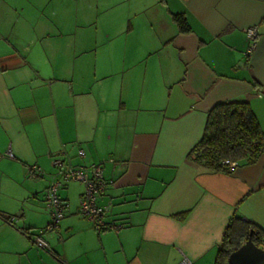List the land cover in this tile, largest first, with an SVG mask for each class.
<instances>
[{
  "label": "crops",
  "instance_id": "obj_1",
  "mask_svg": "<svg viewBox=\"0 0 264 264\" xmlns=\"http://www.w3.org/2000/svg\"><path fill=\"white\" fill-rule=\"evenodd\" d=\"M127 1L126 15L145 19L141 33L130 24L120 42L106 35L81 59L62 42L63 0H0V154H12L0 155V170L28 176L36 166L43 178L55 159L101 165L97 203L107 225L122 227L96 235L64 183L62 229L83 233L85 246L71 254L46 242L45 251L30 240L36 229L0 212V264H77L92 249L107 257L108 245L126 264H214L233 216L264 233V155L229 175L191 155L219 103H248L264 134V0Z\"/></svg>",
  "mask_w": 264,
  "mask_h": 264
},
{
  "label": "rangeland",
  "instance_id": "obj_2",
  "mask_svg": "<svg viewBox=\"0 0 264 264\" xmlns=\"http://www.w3.org/2000/svg\"><path fill=\"white\" fill-rule=\"evenodd\" d=\"M130 6L127 0H63L66 16L62 18L63 28L65 29L62 42L65 45V51L67 50L70 56H72L70 52L73 54L75 51L79 53L82 51L83 53L78 56L84 59L91 56L89 51L94 49L95 45H101L106 41V35L113 33L116 35L113 40L120 42L130 24H135L134 34L141 33L142 28L145 26V19L139 17L140 15L128 17L126 10ZM4 154L0 155L3 156ZM33 164L32 162L30 166ZM5 168V171L0 170V212L11 214L17 222L20 220L16 223L18 227L30 225L36 229L34 233H39L40 230L47 228L52 220L50 213L45 208L42 193L43 188L48 186L52 177L57 175V170L50 166V170L45 172L46 174L44 173L43 178H32L29 171H27L28 176H26L23 175L22 171L21 173L19 171L16 172L13 166L10 169H7V166ZM57 178L60 179L58 175ZM46 182L47 186H45ZM71 183L69 188L73 197L69 201L76 208L79 200L74 198V194L81 189L78 184L82 188L83 185L78 182ZM60 191L59 195L61 197L63 193L61 194ZM67 203L70 205L68 201ZM19 215L20 217L24 216L25 221L22 220L24 222L21 219H17ZM62 223L63 221L61 220L56 229L44 233L41 238L50 247L66 245L68 252L74 254L82 246H85L83 233L79 232L68 239L67 232L62 229ZM109 232L112 231L102 233L94 231L96 235H103ZM52 238L54 242L49 241ZM57 241H59V244ZM107 250L109 253H107L108 256L106 257L102 248L100 250L92 249V252L85 254L84 258L79 257L80 260L77 264H87L89 261L92 264H126V262L123 263L122 261V253L119 250L117 251L114 245L111 246V249L110 245H108ZM50 251L49 248L48 252Z\"/></svg>",
  "mask_w": 264,
  "mask_h": 264
},
{
  "label": "trees",
  "instance_id": "obj_3",
  "mask_svg": "<svg viewBox=\"0 0 264 264\" xmlns=\"http://www.w3.org/2000/svg\"><path fill=\"white\" fill-rule=\"evenodd\" d=\"M172 21L179 33L190 32L183 15L173 14ZM191 155L194 162L214 173L232 174L227 173L225 161L236 163L237 167L254 165L264 155V134L249 104L230 101L215 105L208 113L203 137ZM5 220L11 223V218ZM248 239L264 250V233L233 216L225 229L214 264H228L229 256Z\"/></svg>",
  "mask_w": 264,
  "mask_h": 264
},
{
  "label": "built area",
  "instance_id": "obj_4",
  "mask_svg": "<svg viewBox=\"0 0 264 264\" xmlns=\"http://www.w3.org/2000/svg\"><path fill=\"white\" fill-rule=\"evenodd\" d=\"M246 37L249 45L247 51L245 52V56L248 57L256 47L258 37L257 28L253 27L247 29ZM5 156L12 158V154L9 150L5 153ZM78 157L85 158L83 150L78 151ZM52 164L57 170V175L60 179L57 178V175L52 177V180L46 187L43 195L45 208L47 212L50 213L52 220L48 224L47 228L40 230L39 233L31 237V241L34 245L43 250L49 251L48 244L41 238V236L46 232H51L56 229L60 221L65 217V213L69 206L59 195V191L64 183L78 182L83 185L84 192L78 202V214L91 222L94 231L97 233L105 231L118 233L121 226L107 225L104 222L105 210L97 203L98 198L104 193L106 187L101 165H92L89 168H84L80 166L68 165L66 160L61 159H55ZM223 165L226 166L227 173H233L237 168L236 163L233 162L225 161L223 162ZM28 171L32 178H35L37 173L40 174V171L36 166L30 167ZM179 264L192 263L188 258L183 256Z\"/></svg>",
  "mask_w": 264,
  "mask_h": 264
},
{
  "label": "water",
  "instance_id": "obj_5",
  "mask_svg": "<svg viewBox=\"0 0 264 264\" xmlns=\"http://www.w3.org/2000/svg\"><path fill=\"white\" fill-rule=\"evenodd\" d=\"M228 264H264V250L256 247L250 239L238 250L233 252L228 260Z\"/></svg>",
  "mask_w": 264,
  "mask_h": 264
}]
</instances>
